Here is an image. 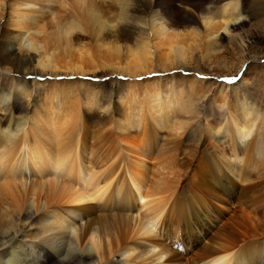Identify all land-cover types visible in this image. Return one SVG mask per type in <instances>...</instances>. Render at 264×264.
<instances>
[{"label": "bare ground", "instance_id": "bare-ground-1", "mask_svg": "<svg viewBox=\"0 0 264 264\" xmlns=\"http://www.w3.org/2000/svg\"><path fill=\"white\" fill-rule=\"evenodd\" d=\"M221 1L217 13L206 8ZM238 7V0H13L9 26L25 32L18 48L30 57L8 49L6 35L0 67L36 75L168 72L189 62L202 39L207 45L220 31H239ZM200 27L202 37L193 33ZM159 81L119 117L101 118L98 129L113 134L104 161L91 158L85 131L92 121L77 99L50 88L42 105L22 114L23 88L5 106L0 89V264H264V198L241 200L235 189L245 184L252 194L264 179V117L246 97L209 106L205 120L227 109L223 121L205 124V141L221 144L203 147L212 185L202 167L188 191L183 177L197 150L189 144L194 130L184 138L181 131L196 111L192 96L162 92ZM167 128L175 134L161 138Z\"/></svg>", "mask_w": 264, "mask_h": 264}, {"label": "rangeland", "instance_id": "rangeland-1", "mask_svg": "<svg viewBox=\"0 0 264 264\" xmlns=\"http://www.w3.org/2000/svg\"><path fill=\"white\" fill-rule=\"evenodd\" d=\"M12 1L13 0H5L4 12L0 19V37L2 38L7 35L8 43L6 42V44L10 47L8 49L14 51V54L18 57L27 58L30 57V54L18 48V43H20V39L25 35V32L18 31L22 36L11 40L14 36L18 35L17 29L13 26H9L10 22L7 13L9 12L8 6ZM225 3L226 1L217 2L214 5L208 4L209 6L206 5V8L209 9L208 11L211 13H217ZM238 3V11L240 14L239 21L245 23L239 31L232 32L233 34L231 32L225 33L224 31H220L223 33L219 32L215 39L216 41L213 40L211 42L212 45H210L211 43L204 45L207 40L205 41V39H202L204 40L203 42H201L202 40L199 41L201 43L197 42V46H193L191 49V52L193 51L192 59L189 62L181 63L176 66L174 65L168 72L162 73L155 67L153 72L147 73L148 75L138 74L134 76L121 74L115 71L113 72L110 68L80 75L78 73L71 75L67 72H56L55 74L57 75L44 72L36 75L33 69L30 71L33 74L29 72L21 73L19 71L15 74H8L4 71V66H1L0 69L3 71H0V84H2L0 89L7 94L6 101L3 105L5 106L12 102L15 98L13 96L16 94L17 87L23 88L24 92H22L24 95L21 96V104L24 110L22 114H27L32 110L33 104L42 105L45 102V97L48 95L50 88L55 89V87H59L60 90L63 91V94L65 93L64 95H67V101L72 102L77 99L80 104H82V110L86 118L92 121V124H90L85 131L86 146L89 147L88 150H90V147L92 148V151L90 150L91 158L94 156V153H96L94 160L104 161V150L105 148L107 151L109 150L113 134L112 131L109 129L107 130V128L98 129V124L111 115L119 117L118 115H121L119 113H122L126 108H131L133 102H135V104L142 102L146 92L145 90L150 87L152 79H159L158 87L161 88L162 92L171 87L176 92L181 91L182 94L184 93L182 95L184 100L187 99L186 96H192L191 101L196 111L193 120L184 131H181L182 133L184 132L182 135V138H184L187 131L194 130V135L191 136L194 143L189 144L195 146L197 150L196 154L188 158L187 163L189 162L192 168L190 164H188L189 167L183 177V184L186 185V190L189 191L193 189L192 175L198 174L199 169L202 167H204V170L207 168V181L211 184L208 169L210 167V161L208 155L203 151V147L207 145L208 142L214 143L215 145L217 144L216 146L218 147H220L221 144H218L216 141L217 138L214 136H211L213 137L212 139L205 141L204 131L207 132L205 124L207 122L211 124L213 120H216L215 123L223 121L227 109L225 107L221 109L222 111L213 109V116L211 115L205 120V115L210 109L209 106H212V104L214 106L222 105L223 101H225L226 105H233L237 98L246 97L248 104L250 103L256 112L264 117V0H238ZM198 30H194L195 32L193 33L201 34L200 37H202L203 27H200ZM186 32L189 33L191 30ZM74 35L76 39L87 42L88 44L91 41L88 40L89 37L86 36V34L75 32L73 33V36ZM221 35L225 37L221 38ZM1 38L0 41L2 40ZM9 43L11 45H9ZM91 47L92 46L89 45L86 48H90V52L95 55V50ZM52 48H54V45ZM41 52L40 49L39 54H41ZM37 55L38 53H35V55H33L34 58H36ZM242 77L249 78L252 84L246 85L241 83ZM188 86L194 89L190 92ZM179 113L182 115L181 112ZM2 114L3 113L0 112V116H2ZM22 114H16L15 118H18ZM200 126L202 128H200ZM167 129L158 131L161 138L166 136L170 137L175 134L171 129ZM178 133H180V131ZM187 144V142L186 144L183 143L184 146L182 145L181 149L184 151H186L187 148L190 149L188 147L190 145ZM193 151L195 152V150ZM209 151H211L210 148ZM181 158L182 156L180 155L179 159ZM256 186L258 188H251L250 191H254H252V194L251 192L249 194V189H245V184H238L235 188L236 197H239L241 200L251 201H253V199L257 200L264 198V196L262 197V195H264V179H260L256 183ZM224 212L226 213L227 210ZM226 216L227 215H224L223 217ZM221 219L223 221L225 218ZM114 261L116 262V258H113V262Z\"/></svg>", "mask_w": 264, "mask_h": 264}]
</instances>
